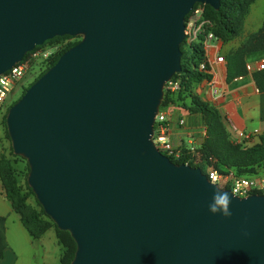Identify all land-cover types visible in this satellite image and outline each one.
Returning <instances> with one entry per match:
<instances>
[{
  "label": "water",
  "instance_id": "water-1",
  "mask_svg": "<svg viewBox=\"0 0 264 264\" xmlns=\"http://www.w3.org/2000/svg\"><path fill=\"white\" fill-rule=\"evenodd\" d=\"M220 0H0V74L56 36H80L8 109L12 152L69 264H264V195L231 197L153 140L181 71L185 16ZM230 218L212 215L217 191Z\"/></svg>",
  "mask_w": 264,
  "mask_h": 264
},
{
  "label": "trees",
  "instance_id": "trees-1",
  "mask_svg": "<svg viewBox=\"0 0 264 264\" xmlns=\"http://www.w3.org/2000/svg\"><path fill=\"white\" fill-rule=\"evenodd\" d=\"M253 1L254 0H220L219 8L217 10L212 8L207 14V17L211 20L213 25V33L223 41L233 38L238 33L243 17L250 3ZM55 39H59L60 41L58 42L67 39H70V41L47 60L40 63L38 67L53 65L65 50L79 41L78 36L64 35L47 40L43 45ZM37 47L39 46H35V48ZM263 47L264 21L261 28L247 39L244 46L239 51L227 57V79L230 80L234 77L246 74L247 70L243 53L260 50ZM188 48L189 51H186L181 44V71L174 74L172 77V79L179 80V88L172 92L165 89L166 93L162 98L161 106L167 102H173L183 105L191 113L201 114L205 126V135L201 144L194 150V153L190 150H184L181 155L176 157L174 155L167 156L175 163H186L193 167H199L203 172L207 165H213L219 171H230L236 176L254 175L257 169H262L264 167V133L258 135V142L250 146L237 143L228 138L216 107L200 99L193 92L195 84L204 79L209 80L211 78L210 73L207 72L208 68L205 70H200L198 68L200 62L205 60L201 43L194 42L188 46ZM27 54L28 53H26L25 56H27ZM253 79L258 90L264 91V66L259 71L253 73ZM187 100L188 102H186ZM5 116L6 115H3L4 124ZM6 136L9 138L7 131ZM12 153L11 149V154ZM0 180L4 189V197L11 201L14 210L21 215L23 225L33 238L40 237L49 230L51 226L54 227L55 235L59 243L64 247L61 264H69L73 258L76 247L73 239L67 231L59 230L55 226L52 220L44 213L42 207L37 211L27 205V195L21 192V188L13 172L12 164L7 155L3 153L0 154ZM26 188L29 193L33 194L27 182ZM3 219L4 218L0 217V259L3 257V249L5 248L2 227Z\"/></svg>",
  "mask_w": 264,
  "mask_h": 264
},
{
  "label": "crops",
  "instance_id": "crops-1",
  "mask_svg": "<svg viewBox=\"0 0 264 264\" xmlns=\"http://www.w3.org/2000/svg\"><path fill=\"white\" fill-rule=\"evenodd\" d=\"M263 21L264 0H254L233 38L212 41L204 49V61L211 78L193 87L195 95L216 107L228 138L248 146L256 144L258 135L264 133V91L258 90L253 79V73L260 70L258 64L264 63V47L244 52L247 72L230 80L226 77L227 57L239 51L247 39L261 28ZM217 56L223 57V60L216 61ZM162 108L167 113V136L175 148L176 156L191 147L196 149L205 135L202 115L191 113L183 105L173 102H167ZM0 153H4L1 148ZM262 170L264 172V167ZM0 217L4 218L2 227L5 241L0 264H56L50 248L52 243L59 248L57 261L61 264L63 247L55 232L49 229L40 237L33 238L23 225L21 215L14 210L11 201L4 197L1 180ZM49 231L52 234L46 236Z\"/></svg>",
  "mask_w": 264,
  "mask_h": 264
},
{
  "label": "built area",
  "instance_id": "built-area-1",
  "mask_svg": "<svg viewBox=\"0 0 264 264\" xmlns=\"http://www.w3.org/2000/svg\"><path fill=\"white\" fill-rule=\"evenodd\" d=\"M212 9L208 4L197 3L193 6L190 12L185 16L184 21V38L182 43L185 46H190L194 42H200L203 50L206 49L212 41L220 40L212 30V22L207 17V14ZM65 41H70L67 39ZM60 48L59 44L48 46L47 44L39 45L27 52V56L10 69L0 74V111H3L9 105L7 98L12 95L21 85V79L27 71L39 66L40 63L47 60L56 50ZM223 57L217 56L216 61L221 62ZM264 63H259L257 68L262 69ZM200 70L207 68L205 61L200 62ZM168 91H176L179 88L178 79H170L164 86ZM219 93L218 90H215ZM7 101V102H6ZM167 113L158 110L155 123L153 140L157 148L168 156H176L175 148L167 136ZM194 153L195 148L189 149ZM204 173L209 181L216 184L219 188L228 189L230 192L235 190V196L244 197L252 193L264 195V174L255 176H236L230 171H219L213 165H207Z\"/></svg>",
  "mask_w": 264,
  "mask_h": 264
},
{
  "label": "rangeland",
  "instance_id": "rangeland-1",
  "mask_svg": "<svg viewBox=\"0 0 264 264\" xmlns=\"http://www.w3.org/2000/svg\"><path fill=\"white\" fill-rule=\"evenodd\" d=\"M78 37H79V40H80V36H78ZM58 41H60V40L59 39H55V40L51 41L50 43H46V44L48 46H51V45L56 43V44L60 45L59 49H61L64 45H66L68 43V41H65V40L61 41V42H58ZM182 46H183V48L186 51H189V48L187 46H185L183 43H182ZM56 52H57V50L54 53H56ZM49 67H50L49 65L48 66L44 65V66H41V67L34 66V67L30 68L27 71V73L23 76V78L21 79L22 85L12 95H10L7 98V101L10 102L9 105L7 106V108L5 110H3V111H0V131H1L0 132V148H1V150H4L5 153H3V154L7 155V157L9 158V160H10V162L12 164L13 172H14V175H15L16 180L18 182V185L21 188V192L23 194L27 195V197H26L27 205L30 208L35 209L37 211H39L41 209V205L36 200L34 194L29 193L28 189L26 188V179H27V175H28V172H29L28 164H27L26 160L23 157L15 155L13 153H12L13 155L11 154L10 140L6 136V126H5L4 122H3V115H6L9 107L14 102H16L22 96V94L25 92V90L29 87V85L31 83H33ZM165 89L166 88L164 87L163 96L166 93ZM160 108H161V110L163 109L161 105H160L159 109ZM260 174H264L263 170L262 169H257L256 173L254 175H252V176L260 175ZM43 217L46 218L45 216H43ZM49 229L54 231V227L53 226H51ZM51 234H52V232L49 231L46 236H50ZM55 246L56 245L52 243L50 245V248H52V253L55 256V260H56L55 263L58 264L57 257H58V253H59V248L55 247ZM63 251H64V247H63Z\"/></svg>",
  "mask_w": 264,
  "mask_h": 264
},
{
  "label": "clouds",
  "instance_id": "clouds-1",
  "mask_svg": "<svg viewBox=\"0 0 264 264\" xmlns=\"http://www.w3.org/2000/svg\"><path fill=\"white\" fill-rule=\"evenodd\" d=\"M235 196V190L231 192V197ZM231 197L228 192L217 190L212 197V202L209 204V212L212 215H221L223 218H230L232 213L230 211Z\"/></svg>",
  "mask_w": 264,
  "mask_h": 264
}]
</instances>
